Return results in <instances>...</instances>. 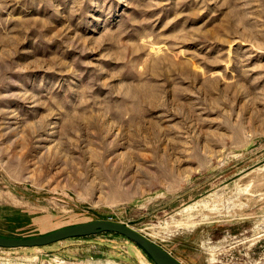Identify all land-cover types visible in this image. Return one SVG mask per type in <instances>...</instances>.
<instances>
[{"label": "rangeland", "instance_id": "obj_1", "mask_svg": "<svg viewBox=\"0 0 264 264\" xmlns=\"http://www.w3.org/2000/svg\"><path fill=\"white\" fill-rule=\"evenodd\" d=\"M123 223L182 264H264V0H0V236ZM154 264L112 234L0 264Z\"/></svg>", "mask_w": 264, "mask_h": 264}, {"label": "water", "instance_id": "obj_2", "mask_svg": "<svg viewBox=\"0 0 264 264\" xmlns=\"http://www.w3.org/2000/svg\"><path fill=\"white\" fill-rule=\"evenodd\" d=\"M100 234H112L126 238L138 246L154 264H182L162 246L141 232L128 225L111 220H95L81 223L30 238L22 239L0 236V249L41 248L70 239L86 238Z\"/></svg>", "mask_w": 264, "mask_h": 264}, {"label": "bare ground", "instance_id": "obj_3", "mask_svg": "<svg viewBox=\"0 0 264 264\" xmlns=\"http://www.w3.org/2000/svg\"><path fill=\"white\" fill-rule=\"evenodd\" d=\"M110 264V263H109Z\"/></svg>", "mask_w": 264, "mask_h": 264}]
</instances>
